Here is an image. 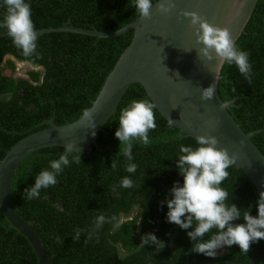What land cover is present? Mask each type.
<instances>
[{
    "label": "trees",
    "instance_id": "16d2710c",
    "mask_svg": "<svg viewBox=\"0 0 264 264\" xmlns=\"http://www.w3.org/2000/svg\"><path fill=\"white\" fill-rule=\"evenodd\" d=\"M156 0H153V2ZM32 9L36 29L60 26L63 23L107 31L118 29L137 15L134 0H26ZM6 6L0 0V22ZM0 159L21 137L43 127L38 125L53 116L54 122L72 121L88 109L98 94L106 75L114 66L133 37L130 29L116 37H101L72 31H50L40 34L39 56L24 57L7 30L0 27ZM239 49L249 53L253 77L251 83L238 68L225 64L220 83L222 100L234 98L227 109L244 131L258 129L251 140L264 154V0L257 3L243 32L236 39ZM31 65L28 78L6 73L13 70L14 61ZM235 88V91H233ZM151 100L143 86L132 83L120 101L115 114L104 124L105 131L94 135L97 146L90 144L83 152L81 163H71L58 176V183L42 189L37 199H23L26 188L35 183L39 172L49 167L65 149L51 146L31 152L19 163L10 183V198L17 211L42 238L51 264H264L263 241L254 242L248 254L238 245L225 246L216 257L192 252L194 241L187 232L167 220L166 200L170 189L183 176L175 167L181 144L192 142L155 109V130L149 133L152 143L133 144L135 174L125 171L126 158L119 154L120 141L115 136L120 111L133 100ZM71 160V157H69ZM118 167L112 170V160ZM230 175L221 185L229 192V205L235 203L244 211L256 212L245 172L231 167ZM130 177L135 186L120 188L123 177ZM117 192H113V186ZM118 193V194H117ZM162 201H165L163 205ZM113 216L119 228L105 223L96 229L98 215ZM241 217L234 221L243 222ZM81 230L78 241L72 239ZM216 229H213V233ZM91 233V240L88 239ZM154 233L165 242L159 252L156 245L140 247L142 237ZM206 235L205 239L210 238ZM57 237L63 241H57ZM0 264H37L28 240L0 211Z\"/></svg>",
    "mask_w": 264,
    "mask_h": 264
},
{
    "label": "water",
    "instance_id": "95a60500",
    "mask_svg": "<svg viewBox=\"0 0 264 264\" xmlns=\"http://www.w3.org/2000/svg\"><path fill=\"white\" fill-rule=\"evenodd\" d=\"M256 3L257 0H177V7L170 15H162L154 7L151 19L141 18L137 14L132 21L118 29L102 31L67 23L36 29L40 34L72 31L97 38L116 37L133 30L130 43L121 52L88 107L93 111L95 128L88 127L87 121L81 123L82 115L62 124L55 123L52 116L38 124H47L46 127L21 137L0 159V211L9 226L28 240L37 264L51 263L44 242L33 227L34 221L25 219L11 201L13 173L25 156L41 148L64 147L68 142L82 143L86 149L90 144L97 146L93 132L105 131V122L115 114L126 90L135 82L143 86L148 97L156 104V109L167 120L171 118L183 136L195 143L198 135L211 133L219 138L217 147L227 148L230 153L239 152V159L233 167L245 172L256 208L251 215L258 216L256 201L259 193L264 191V154L251 140L258 129L244 131L230 114L227 107L235 105L234 98L222 100L221 79L217 83L214 99L201 100V89L215 82V74L210 68H214L216 62L209 64L198 58L196 49L200 45L195 44V31L189 25L190 18H178L177 15L180 9L198 11L209 22L227 26L236 40ZM3 34L0 32V35ZM262 241L264 244V239Z\"/></svg>",
    "mask_w": 264,
    "mask_h": 264
},
{
    "label": "clouds",
    "instance_id": "9594fccd",
    "mask_svg": "<svg viewBox=\"0 0 264 264\" xmlns=\"http://www.w3.org/2000/svg\"><path fill=\"white\" fill-rule=\"evenodd\" d=\"M6 14L0 27L7 30V35L12 38L14 45L22 51L24 57L39 56L38 39L39 31L36 30L32 20V9L26 0H3ZM134 7L139 17L151 19L153 8L162 15H170L177 7V0H134ZM178 18H190L189 25L195 31V44L200 45L197 50L198 58L206 60L209 64L215 61L214 68L210 71L215 74V82L201 89V100L214 99L217 83L223 79L230 83L226 76L220 75L221 68L235 65L240 74L251 83L254 75L249 53L238 48L236 40L227 26L221 27L209 22L198 11L180 9ZM231 19V17L229 18ZM191 51V50H186ZM235 91V88H233ZM224 107V105H221ZM156 104L151 100H133L120 111L119 127L115 132L120 141L119 154L126 158L125 171L135 174L138 165L133 161V144L139 141L144 146L152 143L149 133L156 129ZM88 122V127L95 128L93 111L84 109L81 123ZM175 122L169 118L168 126L173 127ZM96 133L93 132V135ZM80 143L68 142L64 146V153L58 159L50 161L49 167L42 169L35 177L34 185L23 192V199L33 200L41 195L42 189H48L58 183V176L65 167L71 163H81L83 149ZM219 138L211 133L200 134L195 138V147L181 144L179 157L175 167L183 176V184L175 182L170 189L171 197L166 200L169 223L178 225L181 229L189 230L187 235L194 241L192 252L203 254L207 257H216L219 250L225 246L238 245L242 253L248 254L251 245L264 239V191L259 193L256 201L258 216L251 215V211L242 213L235 203H226L229 192L221 185L228 179L229 168L237 164L239 152H229L227 148L217 147ZM71 157V160L69 159ZM118 167L116 160H112L111 168L115 171ZM134 181L125 176L120 181V188L131 189ZM113 192L117 188L113 186ZM118 194V193H117ZM165 201H162L163 205ZM241 217L246 223L234 224ZM105 223H112L114 228L120 227L116 217L98 215L95 221L96 229L102 228ZM213 229L216 231L213 233ZM210 238L205 239L206 235ZM81 230L77 229L73 240L78 241ZM91 233L88 240H91ZM57 241L63 243L59 237ZM146 244L156 245L159 252L165 247V242L154 233H147L142 237L140 247Z\"/></svg>",
    "mask_w": 264,
    "mask_h": 264
},
{
    "label": "rangeland",
    "instance_id": "374dc122",
    "mask_svg": "<svg viewBox=\"0 0 264 264\" xmlns=\"http://www.w3.org/2000/svg\"><path fill=\"white\" fill-rule=\"evenodd\" d=\"M13 59L14 68L13 70H6V73L12 74L14 77H24L28 78V71L31 70V65L25 61H18L11 56H6L5 59Z\"/></svg>",
    "mask_w": 264,
    "mask_h": 264
}]
</instances>
